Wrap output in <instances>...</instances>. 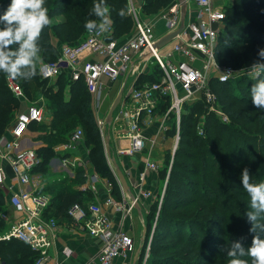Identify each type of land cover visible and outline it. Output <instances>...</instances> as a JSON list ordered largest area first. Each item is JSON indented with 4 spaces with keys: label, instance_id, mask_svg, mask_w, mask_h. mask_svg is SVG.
<instances>
[{
    "label": "built area",
    "instance_id": "obj_1",
    "mask_svg": "<svg viewBox=\"0 0 264 264\" xmlns=\"http://www.w3.org/2000/svg\"><path fill=\"white\" fill-rule=\"evenodd\" d=\"M191 3L197 7L195 18L185 23L184 30L163 49L157 46L160 38L155 33L153 23L141 17L144 0H128V14L135 21L133 35L125 40L110 39L114 32L111 24L109 35L87 33L82 43L63 46L57 60L43 63L39 67V76L44 80H55L64 71L70 73L72 81L84 80L91 97V107L94 109L105 157L118 182L110 138L113 137L120 143L116 149L119 157L142 153L147 143H150L151 150L144 158V170L138 178L137 196H133L128 204L117 202L112 197V185L108 183V196L103 203H90L86 207L74 204L68 210V216L74 225L101 242L96 264H113L116 258L125 257L135 246L130 235L113 226L106 207H112L124 219L131 218L140 200L153 197L149 190L143 188V183L147 173L157 172L159 169V161L152 155L158 149L156 146L161 144L159 136L168 127L162 124L159 131L151 137L146 133L147 129L155 125L154 118L161 101L167 97L170 99L169 109L174 122L179 125L185 103L197 100L212 102L216 97L212 93L211 81L216 79L224 83L234 75L229 67L219 70L214 60L220 35L219 24L225 19L223 5H217L216 0H176L159 14V18L166 23L167 34L180 27L184 16L182 5H186V12ZM200 58H203V63L199 64ZM150 62L155 65L159 75L151 83L141 81ZM131 77L133 81L129 84ZM119 83L124 90L123 97L114 112L113 120L107 124V115L100 116L101 105ZM6 84L21 103L27 101L24 89L17 79L6 78ZM45 109L43 99L27 105L17 114L9 132L10 138H0V147L5 145L4 151L0 149V188H9L10 206L23 214L22 218L10 225L7 232L0 235V240H18L28 245L39 253L40 258L36 264L48 261L49 249L57 238L59 225L54 218L45 217L51 204L50 198L37 192L36 183H33V170L41 162L37 150L16 152V149L29 131L31 123H41L47 119ZM83 138L84 131L79 127L72 133L69 147L81 143ZM122 142H128L127 146L121 145ZM67 162L69 161L66 160L65 163ZM99 180L97 175L90 176L89 187L97 191ZM16 185L20 187L18 191L13 190ZM53 264L61 263L55 261Z\"/></svg>",
    "mask_w": 264,
    "mask_h": 264
},
{
    "label": "rangeland",
    "instance_id": "obj_2",
    "mask_svg": "<svg viewBox=\"0 0 264 264\" xmlns=\"http://www.w3.org/2000/svg\"><path fill=\"white\" fill-rule=\"evenodd\" d=\"M235 1L237 0H221L217 3V5H223L225 14L223 23L219 24L220 35L218 43L222 41L227 24L231 22L232 24L245 27L251 36H264V0H238L240 4H245V8L240 10L243 13L247 10L248 15H246L247 18L245 20L239 19L238 15H235L232 11L230 12V9L237 3ZM141 17L145 20L143 13ZM50 18L53 20L52 27L64 19L62 16ZM132 20V26L128 30L118 33L116 35L117 39L125 40L134 34L135 21L133 18ZM230 33L238 36L233 31H230ZM54 34L55 31H52V42L58 47L71 45L61 42ZM239 44L231 46V49L237 48ZM248 45V43H244L245 47ZM217 46L214 54L216 67L219 70L231 68L234 75L230 76L228 81L241 78L244 85H241L237 90L230 88L226 94L224 93L221 96L216 95L211 86L212 93L216 99L210 103L204 101L206 108L201 106V104H197L202 100L186 103L183 106L179 125L173 120L172 111L169 109L170 106L164 112H158L155 116V125L150 130V133H157L163 124L168 127L164 133V140L167 143L165 148L162 145L163 142L156 146L158 148L156 152L161 153L162 157L161 160H158L159 169L157 174L155 173L159 176L160 185L156 190V194L154 193L153 203L149 207L143 240L135 244V248L139 249V259L136 264H150L152 256L155 252L157 253V243L175 245L172 249L179 245L177 243H180V241L175 239L172 234V226L158 229L159 218L164 214H170V217L175 218L174 224L176 226L181 223L186 226L194 224L202 235L195 256H190L189 245H184L181 250L169 248L170 250L165 253L167 255L171 254L194 264H229L231 257H228L227 253L232 243L239 242L245 249L251 246L254 234L249 231L252 225L248 221L246 213L252 209L249 205L250 198L243 189L241 174L246 167L250 172L252 182H264V109H257L252 103L250 89L256 81L249 75V67L253 61H259L261 58L258 56L259 51L255 50H251L250 53L243 51L239 59L237 56L228 59L223 58L221 54L216 53ZM51 59H54V56L47 60L42 58V63L39 64V67L45 61ZM202 61L203 58H200L198 63H203ZM148 67L145 75L153 74L158 78L159 75L155 65L150 62ZM55 81L53 80L50 85H53ZM132 81L133 78L131 77L129 84ZM121 90V83L117 84L113 89L109 97L111 106L108 113ZM25 95L27 101L20 102V110L41 99L46 103L43 95L38 94L33 100L26 93ZM191 106H196L200 113L191 116ZM92 111L94 113V109ZM184 115L189 116L186 122L190 118L195 119L194 132L205 139L203 147L192 148V151H190L191 148L187 147V143H192V139L187 141V139L181 138V128L183 121H185V118L183 119ZM102 116H104V111H102ZM207 117H210L213 122V133L208 135L205 133ZM79 127L84 130L83 144L76 146V153L67 162V167L62 168L61 172L52 170L50 163L61 156L58 151L53 149L52 156L48 157V165L50 166L46 165L42 170H37L34 173L33 183H36L39 191L49 185L76 184L74 174L77 170H83L87 178L93 174L100 175L90 160V146L87 142L88 133L82 126L79 125ZM79 127H74V130ZM154 129L155 131H153ZM35 131V133H38L40 130L35 129ZM39 135L40 132L38 133ZM214 135L216 137L222 136L221 141L214 140ZM151 136L152 134L149 135V137ZM37 141L40 142L39 140ZM43 144L45 146L39 145V149H36L38 154L43 148L45 149L46 144ZM150 150L149 143V146H146L143 153H141L142 161ZM111 151L114 152L113 149ZM205 176L216 178L217 185L222 188V193L225 196L219 202L216 197L213 200L205 201L203 195L209 192L206 185L209 180L207 181L208 178L205 179ZM114 180L116 181V179ZM209 189L211 190V188ZM84 190L87 191L89 196L98 194V191H94L87 186ZM177 200L183 201L186 209L173 212L169 207L174 205ZM261 238L264 239V234H261ZM161 253L163 252L161 251ZM240 258L249 260L250 264L249 257Z\"/></svg>",
    "mask_w": 264,
    "mask_h": 264
},
{
    "label": "trees",
    "instance_id": "obj_3",
    "mask_svg": "<svg viewBox=\"0 0 264 264\" xmlns=\"http://www.w3.org/2000/svg\"><path fill=\"white\" fill-rule=\"evenodd\" d=\"M175 1L176 0H144L142 9L143 14L149 17L158 16L160 13L168 9ZM94 2H96V0H46V7L49 9V16H62L64 19L59 24L46 28L42 34L40 40L42 48L40 53L41 57L47 60L54 56V59L45 61L44 63L57 60L62 48L52 42V31H55L54 35L57 36L61 42L71 44L70 46H77L86 39L88 32L84 28L85 20L96 19L95 16L90 15ZM106 2L112 9L111 19L114 28L113 35L109 38L117 39L116 35L128 30L133 23L132 17L129 16V14L124 18H121L117 14L120 8H126L128 11V0H106ZM235 2L237 3L230 9V12L232 11L235 15H238L239 19L245 20L247 18L246 15H248L246 12L247 10L245 9L246 11L244 13L242 11L240 12V10L245 8V4H240L238 0ZM10 3L11 0L0 1V15L4 13ZM0 27H3V25L0 24ZM230 31L237 33L238 36L230 33ZM117 40L122 39L118 38ZM237 43H240L237 45V48L231 49V46H234ZM244 43H248L249 45L245 47ZM261 48H264V36H251V34H248V30L245 27L232 24L231 22L227 24L226 32L222 37V41H219L218 43L216 53L221 54L223 58L228 59L237 56L239 59L243 51H248L250 53L251 50L259 51ZM253 62H256V60ZM6 78L7 77L3 73H0V138L5 136L13 127L16 115L20 112L19 107L21 105L20 100L14 97L8 89ZM155 79L156 76L150 74L142 76L141 81L151 83ZM17 80L20 81L24 92L27 96H30L29 98L31 100L36 98L38 94L44 96L47 103L46 113L52 118L50 123L45 121L41 123L33 122L29 125V130L32 132H36L35 129L40 130V135L37 137V140L42 141L47 145L45 149L43 148L40 154H38L42 161L33 170V173L37 172V170H42L46 165L48 166V157L52 156L54 147L70 140L72 133L75 131L74 127H79L80 125L88 133L87 142L90 146V160L100 174L99 176L103 179L110 180L113 184V191L115 190L114 195L116 194L117 196V182L114 180V175L104 154L103 142L91 108V97L87 91L84 80L72 81L70 73L64 71L57 79H55L56 81L54 84L50 85L53 80H44L39 76V65L37 66L36 75L31 80ZM243 83L244 82H242L241 78L224 83L213 79L211 81V86L216 95L221 96L224 93L226 94L227 90L230 88L237 90L241 85H244ZM197 104H201V106L206 108V103L204 101L198 102ZM169 106L170 99L167 97L161 101L158 112H164ZM190 111L191 116L200 113L196 106H191ZM187 117L189 116H183L185 121H183L181 128V138L187 139V141L192 139V143H187V147L191 148L190 151H192V148L197 149L203 147L205 139L194 132L195 119L190 118V120L186 122ZM210 119V117H207L205 128L206 135L213 133V122ZM213 139L221 141L222 136L216 137L214 135ZM206 178H208L207 181L209 180V182L206 183L209 192L203 195L205 201L213 200L214 197H216V200L219 202L220 199L225 196L222 193V188L217 185L216 178L205 176V179ZM75 182L79 185L86 184L87 178L83 170L76 171ZM209 188H211V190ZM86 197L93 198V196H89L87 191H74L70 188L65 189V185H63L62 192L56 196L59 202V213L64 214V217L68 221H71L68 216V210L74 204H80L83 207H86L89 204V202L86 203L84 201V198ZM56 198L54 199L55 201L57 200ZM5 202V193L0 188V234L4 233L7 227L5 221L1 218L2 213L6 210ZM52 204L53 200L48 209H50ZM169 208H171L173 212H176L186 209V205L183 201L177 200L176 203ZM159 219L158 229H165L172 226V234L175 239L180 241V243H177L179 245L173 249L172 247L175 245H171L170 243H157V253L155 252L149 263L194 264L184 261L180 257L171 254L167 255L165 253L170 249L181 250L184 248V245H189L190 249L188 251L191 254L190 256H195L202 237L201 231L196 229L194 224L186 226L184 223H181L179 226H176L174 224V220L176 219L170 217V214H164L160 216ZM161 251L163 253H161ZM39 258L40 256L38 252L33 251L28 245L18 240H0L1 264H36Z\"/></svg>",
    "mask_w": 264,
    "mask_h": 264
},
{
    "label": "crops",
    "instance_id": "obj_4",
    "mask_svg": "<svg viewBox=\"0 0 264 264\" xmlns=\"http://www.w3.org/2000/svg\"><path fill=\"white\" fill-rule=\"evenodd\" d=\"M139 1V0H135ZM221 0H216V3H219ZM197 7L194 3H191L190 8L186 12H184V21L185 23H189V21H192L193 18L196 16ZM144 18L146 21L153 23L155 28L156 35L161 38L162 36L167 34V27L166 23L163 19H160L159 16H145ZM112 92L110 93V95ZM109 96L105 97L102 105H101V112L100 116L105 117L108 113V110L111 106V102L109 101ZM45 99V98H44ZM46 100V99H45ZM45 103V107H46ZM105 107V108H104ZM25 109V108H24ZM24 109L20 110L23 111ZM102 111H104V116H102ZM46 112V109H45ZM47 119L45 122L50 123L51 122V116L47 115ZM153 129L152 127L147 129V135L149 136L150 130ZM156 129V128H155ZM155 129L153 131H155ZM38 133L28 131L26 136L21 140L20 146L16 149V152L27 150V149H39V145H44L42 141H37ZM6 140L10 138V134L7 132V134L4 137ZM165 134L159 136V140L163 147H166V141ZM83 142V141H82ZM76 144L73 147H69L70 140H68L65 143H61L54 147V151H58V154L61 156L57 157V160H53L51 164V168L55 172H61L62 168H66L67 164L65 163L66 160L69 161L70 158L73 157L74 153H76V146L81 145L83 143ZM128 142H122L121 145L127 146ZM38 145V146H35ZM120 145L118 141L116 142L113 137L110 138V148L113 149L114 152L112 154L115 156V162H114V169L117 172V168L123 173L126 182H127V188L123 187L121 182L119 183L116 179L117 186H118V194L114 195L113 191V184L108 179H103L100 176L99 182L97 184V191L98 194L96 196H93V198H84V201L87 203H95L100 202L103 203L104 200L108 196V183L112 185L111 195L112 197L118 202H128L132 200L133 196L137 194V184L139 181V174L143 172L144 170V159L142 161L141 153L134 154L132 156H117L116 155V149ZM5 146V145H4ZM3 145L0 147V149L3 150L5 148ZM45 146V145H44ZM47 146V145H46ZM147 146L148 143H147ZM163 148V149H164ZM4 151V150H3ZM157 149L153 152V158L156 160H161V153L156 152ZM143 153V152H142ZM147 154V152L145 151ZM3 162V161H2ZM5 165V163H3ZM50 166V165H48ZM157 172H149L146 175V179L143 183V188L146 190H149L154 197V193L156 194V190L159 188L160 180L159 176L156 175ZM76 174V173H75ZM74 174V179H75ZM96 175V174H93ZM92 176V175H90ZM87 178V182L84 185L79 184H59V185H49L48 187H45L43 189H37V192L41 194H45L51 198L50 202L53 200V204L51 205L50 209H48L45 217L47 218H54L59 225V229L57 231V238L55 239V242L49 249L48 253V261L44 262V264H53L55 261L61 263V264H96L97 257L99 255L100 249H101V242L99 239L91 236L85 231H82L79 229L76 225H74L71 221H68L64 214L59 213L58 211V199L56 196L60 194L63 190V185H65V189H71L74 191H85L84 188L87 186L89 187L90 181L89 177ZM34 177V173L32 174V178ZM119 178V177H118ZM70 182V181H69ZM20 189L19 186H14V191H18ZM30 190V188H28ZM5 193V212L2 213L1 218L5 221L7 227L5 232H7L10 228V225L17 221L18 219L22 218L23 214L18 209L10 206V191L9 188L3 190ZM137 196V195H136ZM153 197L151 199H142L140 200L139 204L135 207V210L133 211L132 217H127L126 219L123 218V215L121 213L116 212L112 207H106V212L111 220L113 226L116 229H122L124 230L128 235H130L136 244V242H142L143 237L145 235V223L147 220V215L149 212V207L153 203ZM57 199L56 201L54 199ZM153 199V200H152ZM4 232V233H5ZM3 234V233H2ZM67 252L69 254H67ZM139 259V249L137 247L132 249L125 257H118L113 261V264H136L137 260ZM1 264V263H0Z\"/></svg>",
    "mask_w": 264,
    "mask_h": 264
},
{
    "label": "clouds",
    "instance_id": "obj_5",
    "mask_svg": "<svg viewBox=\"0 0 264 264\" xmlns=\"http://www.w3.org/2000/svg\"><path fill=\"white\" fill-rule=\"evenodd\" d=\"M111 11L106 0H96L90 15L96 19H86L84 28L89 34L109 35L111 30ZM117 14L124 18L128 11L120 8ZM0 73L8 79L31 80L37 73V66L42 63L40 40L46 28L53 24L46 7V0H11L0 15ZM264 61V48L258 52ZM256 61L249 67V75L256 82L250 89L253 105L264 109V62ZM243 189L250 198L251 211L246 213L251 223L249 231L253 233L251 246L245 249L239 242L231 244L229 264H264V182L254 183L248 168L241 174Z\"/></svg>",
    "mask_w": 264,
    "mask_h": 264
},
{
    "label": "water",
    "instance_id": "obj_6",
    "mask_svg": "<svg viewBox=\"0 0 264 264\" xmlns=\"http://www.w3.org/2000/svg\"><path fill=\"white\" fill-rule=\"evenodd\" d=\"M185 8H186V5L183 4L182 5V13L185 12ZM184 24H185V21H184V16H183L182 21H181V25L178 29L162 36L159 39V41L157 43L158 48L163 49V48L167 47L168 45H170L177 38V36L184 30V28H185ZM123 91H124L123 89L120 91V93L118 94L117 98L115 99V101H114V103H113V105H112V107L108 113V116L106 118L107 124H110V122L113 120L114 112H115L117 106L119 105V103L123 97ZM107 142H108V138H107ZM117 175H118L119 181L121 182L123 187L127 188L126 179H125L123 173L118 168H117Z\"/></svg>",
    "mask_w": 264,
    "mask_h": 264
}]
</instances>
